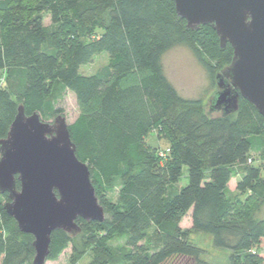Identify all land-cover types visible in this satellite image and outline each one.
<instances>
[{"label": "trees", "instance_id": "obj_1", "mask_svg": "<svg viewBox=\"0 0 264 264\" xmlns=\"http://www.w3.org/2000/svg\"><path fill=\"white\" fill-rule=\"evenodd\" d=\"M7 2L0 27V139L19 104L47 121L63 112L56 106L61 92L74 93L80 111L68 124L70 138L108 213L103 221L76 220L95 245L88 264H164L184 257L201 263L189 239L194 231L228 250L229 264H264V218H254L253 206L239 199L244 192L264 199V175L247 162L252 152H264L262 115L241 96L236 112L208 113L203 100L178 94L161 62L168 49L183 44L215 82L216 70L231 62V45L221 47L209 24L186 28L173 0H0ZM43 12L52 28L43 24ZM95 17L101 31L89 36ZM64 33L69 39L61 50ZM101 52L107 64L81 72ZM154 127L163 148L146 140ZM183 166L187 184L177 190ZM115 188V200L106 199ZM8 200L0 193V264H31L33 237L5 212ZM187 213L191 226L182 228ZM73 237L54 230L46 259L57 258ZM117 237L123 243L112 246Z\"/></svg>", "mask_w": 264, "mask_h": 264}, {"label": "water", "instance_id": "obj_2", "mask_svg": "<svg viewBox=\"0 0 264 264\" xmlns=\"http://www.w3.org/2000/svg\"><path fill=\"white\" fill-rule=\"evenodd\" d=\"M176 13L195 29L209 24L221 47H232L231 62L215 73V93L207 112H236L238 99L248 100L264 125V0H173ZM18 181V187L16 185ZM9 200L5 212L18 228L32 235L31 264H44L51 233L81 231L77 219L103 221L88 165L75 154L68 123L61 114L51 122L21 104L7 134L0 139V193Z\"/></svg>", "mask_w": 264, "mask_h": 264}, {"label": "rangeland", "instance_id": "obj_3", "mask_svg": "<svg viewBox=\"0 0 264 264\" xmlns=\"http://www.w3.org/2000/svg\"><path fill=\"white\" fill-rule=\"evenodd\" d=\"M11 3L0 4V27L5 22V16L8 12ZM43 24L45 27H53L50 21V15L47 12L42 13ZM101 19L96 18L89 22L88 27L90 29L89 36L99 33L101 31L100 27L95 25V23L100 22ZM94 24V25H93ZM69 33H64V37L60 40V49L62 50L66 46V41L69 39ZM66 35V36H65ZM107 53L101 52L92 57V59L80 66L81 72L84 74H92L96 72L100 67L107 64ZM162 68L165 76L174 86L176 91L180 96L186 99H201L204 102L205 109L207 110L208 99L215 93L216 84L209 78L208 73L205 68L199 63L198 59L193 55L190 49L183 45H175L168 49L161 58ZM224 68V67H223ZM217 69L216 72L220 71ZM5 78V70H0V87L3 85V79ZM56 106L62 109L61 115L65 117L66 122L71 123L78 115L80 108L76 101V97L73 92L65 89L61 92L60 98L57 100ZM211 114H220L219 112H212ZM53 118L47 119V122H51ZM158 128L154 127L152 131L148 134L146 140L149 143H153V146L163 148L166 145L165 139L158 134ZM252 162L249 164L256 165L260 167V174H264V152L256 153L252 152L249 154ZM240 178V175H234V177L229 182V187L231 190L235 189V182ZM187 184V168L182 167L181 176L178 182L175 184L177 190ZM117 189L106 194V199L115 200ZM239 199L245 201L249 205L253 206L252 215L256 219L264 218V199L255 198L249 192L239 193ZM246 199V200H245ZM105 217H108V213H105ZM180 226L182 228H189L191 226L190 213H187L181 220ZM151 233V230L150 232ZM86 233L82 232L77 236L73 237L71 242H68L64 250L55 259H46L44 264H70L71 260H75L77 264H88L96 258V253L94 251V243L88 241V237L85 236ZM190 241L199 247L200 249V262L197 263L188 258H177L172 261H167L164 264H229L228 263V250L216 248L212 244V237L208 234L202 232H191L189 236ZM112 246H120L123 243L122 237H117L111 242ZM264 249V245L260 247Z\"/></svg>", "mask_w": 264, "mask_h": 264}, {"label": "built area", "instance_id": "obj_4", "mask_svg": "<svg viewBox=\"0 0 264 264\" xmlns=\"http://www.w3.org/2000/svg\"><path fill=\"white\" fill-rule=\"evenodd\" d=\"M159 155L162 157V156H164V153H163V152H159ZM247 162H248V163H251V162H252V159L249 158Z\"/></svg>", "mask_w": 264, "mask_h": 264}]
</instances>
